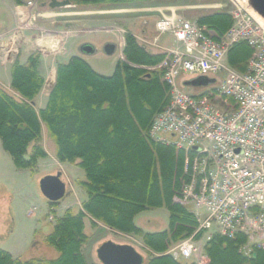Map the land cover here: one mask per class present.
Masks as SVG:
<instances>
[{"label": "trees", "instance_id": "trees-1", "mask_svg": "<svg viewBox=\"0 0 264 264\" xmlns=\"http://www.w3.org/2000/svg\"><path fill=\"white\" fill-rule=\"evenodd\" d=\"M26 1L16 0L18 4ZM70 1L77 6L98 7L125 2ZM195 19L217 40L233 25L228 11ZM252 52L246 41L233 44L228 52L230 66L246 72ZM165 55L149 50L128 32L124 59L118 60L111 75L98 72L82 56H71L57 64L56 84L41 109L35 104L45 83L40 72L41 53L34 52L26 63L17 60L12 65V89L0 83L2 148L10 154L16 168L36 171L39 160L48 156L43 143L45 126L55 142L56 158L84 169L85 178L79 184L86 199L79 211L67 208L54 218L44 241L58 251L56 258L23 260L0 248V264H91L84 251L90 238L85 218L93 227L102 223L139 237L147 253V264H198L169 253L173 245L191 236L199 225L191 205L175 200L192 179L196 150L179 148L150 135L154 117L171 99L164 70L152 68ZM163 206L170 214L167 230L147 232L136 225L135 217L140 212ZM202 234L203 231L198 236ZM204 251L206 264H264V249L244 233L229 237L215 232Z\"/></svg>", "mask_w": 264, "mask_h": 264}, {"label": "built area", "instance_id": "built-area-1", "mask_svg": "<svg viewBox=\"0 0 264 264\" xmlns=\"http://www.w3.org/2000/svg\"><path fill=\"white\" fill-rule=\"evenodd\" d=\"M230 13L233 25L220 40L196 21L175 14L156 21L153 41L142 40L157 49L163 48L160 35L175 40L163 48L166 56L154 67L164 70L171 99L154 117L150 135L179 148H198L192 179L176 200L195 208L199 225L170 253L201 264L215 232L229 237L244 233L264 249V25L238 2ZM240 41L253 49L246 72L228 62L230 48ZM200 76L215 79L214 86L202 94L179 87L180 78Z\"/></svg>", "mask_w": 264, "mask_h": 264}, {"label": "rangeland", "instance_id": "rangeland-1", "mask_svg": "<svg viewBox=\"0 0 264 264\" xmlns=\"http://www.w3.org/2000/svg\"><path fill=\"white\" fill-rule=\"evenodd\" d=\"M7 1L0 0V10H3ZM37 1V0H36ZM51 0H39V5L42 2L46 4V9H52L49 5ZM125 2L118 5H109L117 9H122L121 12H114L115 21L120 27H124L120 31V35L133 33L138 41L140 39L151 40L155 21L162 16L177 15L183 19H195L200 15L214 13L217 11H230L235 7L236 0H124ZM61 13L66 15L59 19L66 21L74 19L70 14L76 10L75 7L61 6L55 7ZM69 13V14H68ZM79 18V17H78ZM93 21V20H92ZM119 22V23H118ZM118 25V26H119ZM101 28V25L96 21L85 23L83 19L79 21L73 28ZM115 28V27H113ZM113 28L110 31H114ZM145 28L146 37L141 31ZM123 31H125L123 33ZM112 37L109 32H104L101 29L96 32H86L78 34L69 39L66 47L67 52H70L73 47L70 42L79 39H93ZM163 40L168 43H173L174 38L170 34H163ZM153 39V38H152ZM141 43V42H140ZM108 43H105V45ZM142 44V43H141ZM104 45V46H105ZM117 49L113 55H107L104 47L98 49L94 55L88 56V62L98 72L111 75L116 63L119 59H124L123 51L119 40L116 43ZM76 56H81L78 48L75 50ZM74 56V55H73ZM62 61H67L69 58H62ZM179 87L184 92L200 93L208 88L184 86L183 79H179ZM12 89V88H11ZM45 149H54L55 142L46 136L43 140ZM53 156V155H52ZM46 157L39 160V166L36 171L28 169H18L14 165L12 158L8 152L2 148L0 140V248L11 252L15 257H20L23 260L33 258H56L58 251L45 243L46 234L51 230L54 218L61 216L67 208H72L74 211L80 210L82 200L86 198L85 190L80 186L79 181L85 178V171L80 166L70 162H60L53 157ZM61 173V179L66 183V195L56 204H50V201L44 196L40 188V181L46 175H56ZM176 199V198H175ZM81 202V203H80ZM192 210L196 211L193 206ZM204 214V211H200ZM169 210L167 207H159L155 209L145 210L140 212L135 218L139 227L147 232H156L167 230L169 227ZM86 232L90 234V238L86 243L84 251L87 255L89 263L102 264L97 256V249L103 243H99L102 236H110L117 241H124L127 244H133L135 249L147 257L146 251L143 249L142 240L134 235L129 237L114 234L106 230L105 225L99 223L97 227H93L89 218H85ZM103 225V226H102ZM215 229V227H214ZM135 239V240H134ZM138 240V241H137ZM137 241V242H136ZM176 245H173L174 247ZM203 263L208 262V257L203 254ZM182 261L184 259L180 257ZM199 263V262H198ZM147 264V261L144 263ZM201 264V263H200Z\"/></svg>", "mask_w": 264, "mask_h": 264}, {"label": "crops", "instance_id": "crops-1", "mask_svg": "<svg viewBox=\"0 0 264 264\" xmlns=\"http://www.w3.org/2000/svg\"><path fill=\"white\" fill-rule=\"evenodd\" d=\"M70 7L76 8V10L70 12V14L74 16V19H69L66 21H62L59 18L66 15L67 12L63 14L57 10H54V8L50 10L46 9V6H43V2L39 5V2L36 0L34 1L33 6H29L27 1L22 4H18L16 0L7 1L4 9L0 10V83L7 89L11 90L12 65L17 60H19L21 63H26L32 53L40 52V72L45 78V83L42 90L35 98V104L38 109L45 107L49 94L56 84L57 64L59 62H63L60 57L70 58L71 56L75 55L74 50L76 48L79 49L80 46L85 42L92 43L98 50L100 48L102 49L105 43H114L116 45L117 41L119 40L120 43L123 38V36L120 35V31L125 28L122 26L120 27V25L116 23V18L113 15L115 14L114 12H121L122 9H117L110 6H77L74 4H72ZM81 19H83L85 23L96 21L101 25L100 29L106 33H111L112 37L107 35L106 37L102 36L96 40H75L70 42L73 49L70 52H67L66 45L70 38L78 36V34L81 33L96 32L100 30L96 27L92 29L83 28L80 30L73 28L77 23H79ZM27 21L32 23V28L29 29L23 27V24ZM67 23H70L68 28L66 27ZM111 28H113L114 31H110ZM152 30V38L154 39L156 37L155 27H153ZM141 33L145 37L150 35L147 33L145 28H143ZM159 43L163 47H169L174 44V42L170 44L163 40V37H160ZM81 56L88 60V56ZM48 135V131L44 126V139ZM46 151L48 153L47 157H51L53 155L52 157L57 161L55 154L56 145L53 150H48L46 148ZM84 200H82V203ZM81 208L82 204H80V209ZM105 228L116 235L119 234L127 237L131 236L130 234L112 230L107 226H105ZM107 240H112L120 244H127V242L120 240L117 241L116 239H112L110 236L105 235L102 236L99 243L105 242ZM141 244L143 245L142 242ZM144 259L145 263L147 259Z\"/></svg>", "mask_w": 264, "mask_h": 264}, {"label": "water", "instance_id": "water-1", "mask_svg": "<svg viewBox=\"0 0 264 264\" xmlns=\"http://www.w3.org/2000/svg\"><path fill=\"white\" fill-rule=\"evenodd\" d=\"M249 10L264 25V0H236ZM52 8L71 5L70 0H52ZM70 23L66 24L68 28ZM107 55H113L117 49L114 43L104 46ZM79 51L82 55H94L98 50L90 42L83 43ZM214 83L213 79L198 77L185 81L184 86H202ZM198 150V148H194ZM40 188L50 202H58L66 195V183L61 179V173L44 176L40 181ZM97 256L102 264H144V255L131 244H120L112 240L103 242L97 249Z\"/></svg>", "mask_w": 264, "mask_h": 264}, {"label": "flooded vegetation", "instance_id": "flooded-vegetation-1", "mask_svg": "<svg viewBox=\"0 0 264 264\" xmlns=\"http://www.w3.org/2000/svg\"><path fill=\"white\" fill-rule=\"evenodd\" d=\"M52 1V0H51ZM51 1H50V3H51Z\"/></svg>", "mask_w": 264, "mask_h": 264}]
</instances>
